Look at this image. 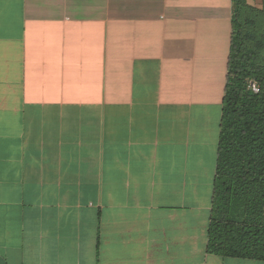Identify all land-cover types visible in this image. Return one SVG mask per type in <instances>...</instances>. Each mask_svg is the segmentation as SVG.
I'll return each mask as SVG.
<instances>
[{"label": "crops", "instance_id": "crops-1", "mask_svg": "<svg viewBox=\"0 0 264 264\" xmlns=\"http://www.w3.org/2000/svg\"><path fill=\"white\" fill-rule=\"evenodd\" d=\"M232 15L0 0V264H264L206 250Z\"/></svg>", "mask_w": 264, "mask_h": 264}, {"label": "trees", "instance_id": "trees-1", "mask_svg": "<svg viewBox=\"0 0 264 264\" xmlns=\"http://www.w3.org/2000/svg\"><path fill=\"white\" fill-rule=\"evenodd\" d=\"M232 9L206 250L264 261V24L256 36L243 27L264 21V11L246 0Z\"/></svg>", "mask_w": 264, "mask_h": 264}, {"label": "rangeland", "instance_id": "rangeland-1", "mask_svg": "<svg viewBox=\"0 0 264 264\" xmlns=\"http://www.w3.org/2000/svg\"><path fill=\"white\" fill-rule=\"evenodd\" d=\"M249 1H250V4H249L250 6H255V5L263 6L262 9H264V0H262L261 2L260 1L255 2V0H249ZM263 24H264L263 18L261 16H259V18H256V26L255 27L254 26H247L246 24H243V27L245 29V32L246 31H252V33L256 36V34H258L260 30H262ZM260 38H261V36H260Z\"/></svg>", "mask_w": 264, "mask_h": 264}, {"label": "built area", "instance_id": "built-area-1", "mask_svg": "<svg viewBox=\"0 0 264 264\" xmlns=\"http://www.w3.org/2000/svg\"><path fill=\"white\" fill-rule=\"evenodd\" d=\"M250 88L253 93H257L259 91L258 86L255 83H250Z\"/></svg>", "mask_w": 264, "mask_h": 264}]
</instances>
